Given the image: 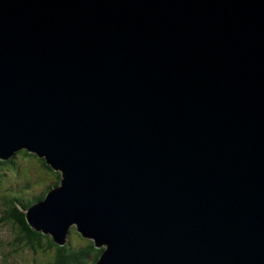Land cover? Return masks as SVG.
<instances>
[{"label": "water", "instance_id": "1", "mask_svg": "<svg viewBox=\"0 0 264 264\" xmlns=\"http://www.w3.org/2000/svg\"><path fill=\"white\" fill-rule=\"evenodd\" d=\"M62 174L27 220L96 264H264V0H0V160Z\"/></svg>", "mask_w": 264, "mask_h": 264}, {"label": "rangeland", "instance_id": "2", "mask_svg": "<svg viewBox=\"0 0 264 264\" xmlns=\"http://www.w3.org/2000/svg\"><path fill=\"white\" fill-rule=\"evenodd\" d=\"M25 156V160L20 158L18 160L12 161V163L7 164V166L2 167L0 171V191L4 189H8V193H6V199H13L15 201H21L22 203H26V201L31 199H36L42 195V193L50 186L55 179L54 172L46 171L42 168L39 162H41V158L37 157L34 154L28 155L27 153H23ZM19 156V155H18ZM31 159L29 160V158ZM39 167H38V166ZM59 181V178H57ZM56 180V181H57ZM27 189H31L33 192V196L28 198L26 194ZM19 192L18 196H15L13 193ZM24 193V194H23ZM31 193V192H30ZM2 195V194H1ZM29 195V194H28ZM5 198H0V202L4 203ZM3 211L6 207H3ZM2 236L6 239V245L14 246L12 254L14 256H8V248L3 243L4 239L0 237V249L7 254L6 256L2 255L0 251V256L4 260H0V264H47L49 261L50 254L44 253L41 251L35 252L31 249H28L29 252L27 255H23L24 244L18 243L13 244L12 241L14 236L16 235L17 229L16 225L10 222H5L3 227L0 229ZM82 239L77 235H69L68 244L71 245V248H75L80 246ZM25 258L26 262H23L22 259Z\"/></svg>", "mask_w": 264, "mask_h": 264}, {"label": "trees", "instance_id": "3", "mask_svg": "<svg viewBox=\"0 0 264 264\" xmlns=\"http://www.w3.org/2000/svg\"><path fill=\"white\" fill-rule=\"evenodd\" d=\"M20 153H27L28 155L34 154L25 149L20 150ZM31 153V154H29ZM19 154L13 153L8 159L4 161L0 160V170L2 167L7 166V164L12 163V161L18 160ZM37 156V155H36ZM38 157V156H37ZM41 164L46 168L47 171L54 172L55 179L49 186V190L56 188L60 184V173L55 172L49 164L46 163L44 158H41ZM59 178V182L57 180ZM57 180V181H56ZM46 196V194H43ZM43 196V197H44ZM43 199V198H41ZM40 201V198H39ZM31 202L30 204H33ZM29 204V205H30ZM25 203L22 206L19 204L18 208H12L8 213L6 220L11 223L18 225L19 233L18 240L20 243H24L25 246L29 247L31 250L38 252L41 250L44 253L50 254L49 261L47 264H96L102 257L106 250V247L98 248L94 241L85 239L82 237L79 230L76 227H72L69 230V234L77 235L82 239L80 246L71 248L68 243L65 246H61L55 242L54 237L50 233H44L43 230L32 229L26 218L25 210L29 206Z\"/></svg>", "mask_w": 264, "mask_h": 264}]
</instances>
